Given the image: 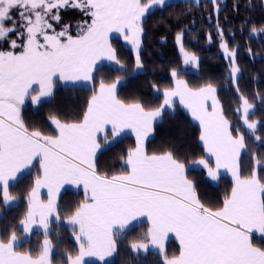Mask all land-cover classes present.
<instances>
[{"label":"snow or ice","instance_id":"snow-or-ice-1","mask_svg":"<svg viewBox=\"0 0 264 264\" xmlns=\"http://www.w3.org/2000/svg\"><path fill=\"white\" fill-rule=\"evenodd\" d=\"M211 2L219 13V0ZM154 6L167 7V0H147V3L0 0V43L8 44V50H0V192L5 205L14 202L10 181L39 158L42 175L36 177L28 193L27 211L19 224L24 233H31L34 226H39L44 234L37 258L16 251L15 231L7 241L0 239V264H53V244L48 238L50 218L55 215L60 220L56 195L64 184H82L86 197L67 217L68 224L78 226L72 235L79 248L75 256L67 255L66 264H84L86 256L104 261L117 251L114 226L123 229L130 221L145 215L152 223L148 236L161 252L160 241L169 232L179 239V256L172 259L165 256L164 264H264V248L251 242L254 231L264 234V181L257 174L261 161L253 156L255 165L251 174L241 176L238 161L246 148L245 137L239 128L235 129L237 135H233L232 124L224 114L213 83L192 89L173 69L174 87L164 89L159 107L150 108L140 101L125 102L118 98L121 77L112 83L102 80L81 120L62 123L51 117L56 135L30 129L21 117V106L27 97L36 105L52 95L53 77L58 76L62 81H90L94 65L102 58L124 70L108 39L113 31L122 34L132 45L136 68H143L142 18ZM64 8L78 9L90 18V22L82 20L76 25L75 36L70 33V25L56 31L50 22L59 23L60 10ZM217 30L235 85L240 72L236 62L238 50L229 48L219 23ZM257 31L252 29L253 34ZM13 34L17 39H9ZM182 38L183 33L176 35L184 64L198 65V57L185 50ZM18 48L22 50L17 52ZM34 84L39 85L38 91L33 89ZM236 91H240L238 86ZM176 97L199 121V139L209 156L215 157V168L204 158L195 163L207 169L213 180L218 178L221 168L232 174L231 192L218 208L208 207L200 200L193 181L186 175L185 164L172 151L151 155L145 151L144 140L152 132L153 122L162 118L165 109L173 108ZM239 99L241 104L236 112L241 113L243 125L255 134L257 122L249 120L253 105L243 94ZM108 125L113 137L124 129L136 134V146L127 152L124 161L128 171L111 176L100 173L94 159L100 148L97 133L105 131ZM255 139L259 141L260 137ZM41 188L48 189L47 202L40 199ZM131 247L146 251L148 245Z\"/></svg>","mask_w":264,"mask_h":264},{"label":"trees","instance_id":"trees-1","mask_svg":"<svg viewBox=\"0 0 264 264\" xmlns=\"http://www.w3.org/2000/svg\"><path fill=\"white\" fill-rule=\"evenodd\" d=\"M142 2L147 3V0ZM167 5L153 9L142 18L144 34L141 38L140 57L143 68L135 71L132 45L126 48L120 39L113 38L110 44L116 50L124 70H119L118 66L101 65L95 70L89 87H69L56 80L50 99L37 106L29 100L23 104L22 119L30 129H38L45 135H56L51 117L58 118L62 123L78 122L100 82L112 83L117 77H121L117 85L118 98L125 102L140 101L146 107L156 108L163 100L164 89L173 87L171 72L175 69L192 89L208 82L214 84L224 114L232 124L233 134L237 135L235 129L239 128L245 137L246 148L239 158L241 176L251 174L255 156L261 161L257 174L264 181V32L260 31L264 29V0H219V13L214 10L210 0L170 1ZM60 16L59 23L50 21L54 29L60 31L64 25H70L73 36L77 34L76 25L79 22H90L89 17L75 8L61 9ZM217 23L223 29L224 40L229 48L238 50L236 62L240 74L235 85L230 79L229 59L220 49ZM253 28L258 30L255 36ZM178 33H183L182 44L185 50L198 57L197 72L190 71L191 66H184L182 53L176 43ZM9 39L17 37L13 34ZM7 45L0 43L3 47ZM237 86L239 93L236 91ZM241 94L253 105L249 120L257 122L255 134L243 125L241 113L236 112L241 104ZM173 106V111H164L162 118L154 123L153 135L144 142L145 151L150 155L172 151L185 164L186 175L193 181L200 200L208 207L218 208L222 206L225 195L231 192L234 183L232 174L219 171L218 178L210 180L204 170L193 167V163L200 158L209 160L203 142L199 139V121L178 102ZM255 136H259L260 140L257 141ZM135 145L136 141L131 135L114 142L95 158L97 170L109 176L127 172L128 168L123 163L127 152ZM38 175L36 165L30 174L9 187L11 195L18 201L16 205L6 207L0 200V239L7 241L12 231L16 232L17 237H22L23 230L19 221L27 211V196ZM84 200L83 193L67 190L57 202L60 220H52L48 237L53 244V264H66L67 255L75 256L78 252L79 246L72 235L74 228L66 224V219ZM147 230V224H140L116 234L117 251L112 260L105 264H164L165 256L168 259L179 256L180 247L173 240L168 241L166 254L162 256L153 251L133 254L130 251L132 244L146 241ZM43 240L44 234L36 231L30 239L17 244L16 251L27 252L37 258ZM252 243L264 248V241L253 238Z\"/></svg>","mask_w":264,"mask_h":264},{"label":"crops","instance_id":"crops-1","mask_svg":"<svg viewBox=\"0 0 264 264\" xmlns=\"http://www.w3.org/2000/svg\"><path fill=\"white\" fill-rule=\"evenodd\" d=\"M112 38H120V39H123V40H124L123 35L120 34V33H118V32H115V31L109 33V36H108L109 42H110V40H111ZM104 61H105V59L102 58V59H100V60H98V61L96 62V64H95L94 67H93L92 77H93V75H94L95 70H96L99 66L104 65ZM105 65H108V64H105ZM91 81H92V80H90V81H66L65 85L72 86V87H89L90 84H91ZM173 87H174V84H173ZM208 105H209V111H211V101L208 102ZM34 106H35V105H34ZM22 107H23V105L21 106V109H22ZM183 107H184V106H183ZM184 108H185V107H184ZM185 109L188 110L187 108H185ZM188 111H189V110H188ZM189 112H190V111H189ZM53 127H54V129H55V126H54V125H53ZM109 127L111 128V125L106 126V129L108 130ZM102 132H104V131H102ZM102 132L97 133V139H99L98 137H101ZM56 134H57V133H56ZM233 135H234V134H233ZM234 136H235V135H234ZM101 139H102V137H101ZM117 141H118V140H117ZM115 142H116V141H115ZM112 144H113V143H112ZM112 144H111V145H112ZM242 151H243V150H242ZM242 151H241V153H242ZM206 154L208 155V158H209L210 162H213V163H212L213 165L210 164V162H209L210 166L213 167V168H215V157H211V156H209V154H208L207 152H206ZM239 158H240V157H239ZM238 163H239V161H238ZM36 165H37V168H38V171H39V175H42V169L40 168L39 158H36V159H34V160L32 161V163H31L28 167L22 169V170L17 174V178H16L15 180L10 181V186L14 185L16 182H18V181H19L22 177H24L25 175L30 174V173L33 171V169H34V167H35ZM199 169L204 170V171L207 173V176L209 177L208 172H207V169H205L204 167H199ZM219 171H229V170L224 169V168H221V169H219ZM229 172H230V171H229ZM33 186H34V185H33ZM67 190H68V191H72V192H81V193L84 194V197H85V190H84V187H83L82 184H80V185H75V184H64V185L59 189V192H58L57 195H56V202H58V200H59L61 194H62L63 192H65V191H67ZM0 195H1L0 200H1V202L5 205V203H4L3 199H2V192H0ZM40 199H41L42 201H44V202H47V199H48V189H47V188H41V189H40ZM85 199H86V197H85ZM17 203H18V201H17V199L15 198V201H14V202H12V203H10V204H8V205H5V206H6V207H10V206H14V205H16ZM53 216H54V215H53ZM53 216L50 218V219H51V222H52V220L54 219ZM139 224H147V225H148V229H150V228L152 227V223H151V221H150L149 218L145 215V216H138L135 220L130 221V222H129V223H128L123 229H120L119 226H114V231H115V233H118V232H124V231L130 229L131 227L136 226V225H139ZM69 226H71V225H69ZM71 227H73V226H71ZM74 227L78 230V226H74ZM74 227H73V228H74ZM50 229H51V224H50ZM34 231L42 232V233H43V229L40 228L39 226H34L33 229H32V231H31V233L34 232ZM23 233H24V232H23ZM254 235H257V236L259 237L258 233L253 232V233L251 234V242H252V238H253ZM22 236H23V234H22ZM18 238H19V239L17 240L16 245L19 244V243L22 241V240H20L21 237H18ZM165 240H167L166 242H168L169 240H173V241H175V242L178 244V246L180 247L179 239H178V237L176 236V234L173 233V232H169V233L163 238V240L160 241V243H162L163 246H164V244H166ZM252 244H253V243H252ZM253 245H254V244H253ZM254 246H255V245H254ZM164 247H165V246H164ZM256 247H257V246H256ZM108 259H109V258H107V259H105V260H108ZM93 260H97V259H93Z\"/></svg>","mask_w":264,"mask_h":264},{"label":"rangeland","instance_id":"rangeland-1","mask_svg":"<svg viewBox=\"0 0 264 264\" xmlns=\"http://www.w3.org/2000/svg\"><path fill=\"white\" fill-rule=\"evenodd\" d=\"M170 1H173V2H175V1H195V2H197V0H167V2H170ZM198 1H200V0H198ZM211 1V0H210ZM157 7H159V6H154L152 9H150L149 10V12L150 11H152L153 9H155V8H157ZM148 12V13H149ZM148 13H146V15L148 14ZM13 14H15V11L13 12ZM51 34V33H50ZM254 36H255V34H254ZM263 37H264V35H263ZM113 39V38H112ZM117 39H120V38H117ZM121 40V42H122V44L124 45V47H129V46H131V44L130 43H128L127 41H125V40H123V39H120ZM111 41V40H110ZM177 46H178V48L180 49V46L177 44ZM220 49H221V47H220ZM0 50H8V45H7V47H3V46H0ZM22 49H16V51L17 52H19V51H21ZM221 51H222V54L225 56V54H224V52H223V50L221 49ZM182 59H183V56H182ZM184 63V62H183ZM104 64H108L109 66H117V65H115V63L114 62H112V61H108L107 59H105V61H104ZM184 66H191L189 69H191L190 71H194V72H197V66L198 65H192V64H188V65H185L184 64ZM135 71H137V70H140V69H137L136 68V65H135ZM239 74L240 73H238V75H237V77L239 76ZM181 78V77H180ZM181 79H183V78H181ZM58 81V82H60V84H62V85H65V83H66V81H62V80H60L59 79V77L57 76V77H53V82L54 81ZM183 80H185V79H183ZM172 81H173V78H172ZM186 81V80H185ZM173 84H174V81H173ZM92 85V81H91V84H90V86ZM65 86H68V85H65ZM33 89H36L37 91L39 90V85L38 84H34L33 86ZM69 87H72V86H69ZM54 83H53V90H52V93L54 92ZM99 90V87L97 88V91ZM163 93V92H162ZM52 96V95H51ZM51 96H49V97H45V98H43L42 99V101H46V100H48V99H50V97ZM27 100H29V101H31V99H30V97H27L26 99H25V102L27 101ZM41 101V102H42ZM40 102V103H41ZM179 103L180 105H182L181 103H180V101H179V98L178 97H176V98H174V103ZM39 103V104H40ZM162 103V102H161ZM39 104H36L35 106H37V105H39ZM183 106V105H182ZM173 109H174V106H173V108L172 109H165V111L166 110H168V111H173ZM161 118H158L156 121H154L153 122V125H154V123L155 122H157V121H159ZM53 126V125H52ZM126 135H131L132 137H134V139H135V141H136V134H135V132L134 131H132L131 129H124L120 134H119V136H116V137H113L112 136V132H111V128L109 127V129L107 130V129H105V131L104 132H102V135H101V137H102V139H101V137H98L99 139H97V142L100 144V148L97 150V152H96V155H95V158L99 155V153H101L102 151H104L105 149H107L108 147H110L111 146V144L112 143H114L115 141H117V140H119V139H121L122 137H124V136H126ZM151 135H153V132H151V133H149V135L145 138V140H144V142L149 138V137H151ZM105 136H107V140H105ZM136 146V145H135ZM135 148V147H134ZM133 148V149H134ZM94 158V159H95ZM123 164H125V162L123 163ZM125 166H126V164H125ZM193 167H195V168H199V167H203L202 165H199V164H197V163H193ZM209 179L211 180V177L209 176ZM234 181V180H233ZM54 217V219H55V215L53 216ZM66 224L67 225H70V224H68L67 223V219H66ZM140 225V224H139ZM72 226V225H71ZM74 227V226H73ZM134 227V226H133ZM132 228V227H131ZM52 229V228H51ZM51 229H50V232H51ZM149 230V229H148ZM148 230L146 231V236H147V240L146 241H141V243H140V241L138 242V243H133V244H147L148 245V248H147V250L145 251L144 249H138V250H133L132 249V247L130 248V251L133 253V254H135V255H137V254H140V253H142V254H145V253H147V252H150V251H153V252H157V253H159L161 256L162 255H164V254H166V247H167V244H168V242H166L167 240H165V242H166V244H164V246H163V252H161V250H160V248H159V245L158 244H153L152 243V241H151V238L148 236ZM34 232H36V231H34ZM34 232H32V233H23V236L20 238V240H26V239H30L31 238V236L33 235V233ZM255 232V231H254ZM121 232H118V233H116V234H120ZM255 233H258V235H259V237L257 236V235H254L253 236V238H255V239H259V240H261V241H264V234H261V233H259V232H255ZM253 238H252V240H253ZM19 239V238H18ZM115 240H117L116 238H115ZM132 244V245H133ZM117 245V244H116ZM77 254H78V252H77ZM115 255V253H113V255L112 256H110V257H106V259L107 258H109L108 260H104V261H100L99 260V258L98 257H88V256H86L85 258H84V264H86V263H91V262H94V263H98V264H105L106 262H109V261H111L112 260V258H113V256ZM93 259H97V260H93Z\"/></svg>","mask_w":264,"mask_h":264}]
</instances>
